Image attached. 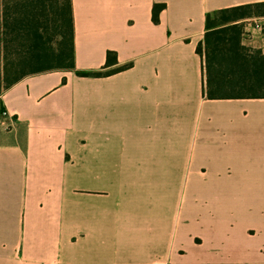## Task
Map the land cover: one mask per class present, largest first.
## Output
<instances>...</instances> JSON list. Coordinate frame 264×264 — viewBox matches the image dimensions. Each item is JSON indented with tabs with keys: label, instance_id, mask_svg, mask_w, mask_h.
I'll return each instance as SVG.
<instances>
[{
	"label": "crops",
	"instance_id": "obj_1",
	"mask_svg": "<svg viewBox=\"0 0 264 264\" xmlns=\"http://www.w3.org/2000/svg\"><path fill=\"white\" fill-rule=\"evenodd\" d=\"M263 1L72 0L76 70L0 96V264H264V98H206L196 50Z\"/></svg>",
	"mask_w": 264,
	"mask_h": 264
},
{
	"label": "trees",
	"instance_id": "obj_2",
	"mask_svg": "<svg viewBox=\"0 0 264 264\" xmlns=\"http://www.w3.org/2000/svg\"><path fill=\"white\" fill-rule=\"evenodd\" d=\"M166 8L153 7V20ZM264 16V1L207 14L204 41V96L208 99L264 98V53L243 45L244 20ZM109 51L104 68L118 64ZM76 71L80 76H110L130 68ZM72 0H0V96L24 77L50 71H75Z\"/></svg>",
	"mask_w": 264,
	"mask_h": 264
},
{
	"label": "built area",
	"instance_id": "obj_3",
	"mask_svg": "<svg viewBox=\"0 0 264 264\" xmlns=\"http://www.w3.org/2000/svg\"><path fill=\"white\" fill-rule=\"evenodd\" d=\"M6 114V113H5ZM156 264H158V263H156Z\"/></svg>",
	"mask_w": 264,
	"mask_h": 264
}]
</instances>
